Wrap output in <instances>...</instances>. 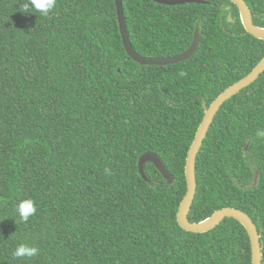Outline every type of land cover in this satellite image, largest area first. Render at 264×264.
Returning a JSON list of instances; mask_svg holds the SVG:
<instances>
[{"label":"trees","instance_id":"obj_1","mask_svg":"<svg viewBox=\"0 0 264 264\" xmlns=\"http://www.w3.org/2000/svg\"><path fill=\"white\" fill-rule=\"evenodd\" d=\"M123 0L143 57L197 52L141 66L124 48L115 0H57L48 16L0 0V264H252L246 229L226 218L207 233L177 221L188 151L207 106L264 58L237 6ZM264 27V0H245ZM232 17L233 21L229 20ZM264 73L221 107L197 157L189 213L200 222L233 207L261 235L264 264ZM157 154L175 178L151 163ZM106 169L108 171H106ZM258 180L254 185L255 174ZM32 199L27 222L17 206ZM20 244L39 255L17 259Z\"/></svg>","mask_w":264,"mask_h":264},{"label":"water","instance_id":"obj_2","mask_svg":"<svg viewBox=\"0 0 264 264\" xmlns=\"http://www.w3.org/2000/svg\"><path fill=\"white\" fill-rule=\"evenodd\" d=\"M153 2L166 5V6H179L185 4H198V5H209L207 0H152ZM234 3L240 14L241 23L247 34L254 36L257 39L264 41V27L258 26L254 23L251 10L245 0H228ZM117 8V18L118 24L120 27V32L122 36V42L125 48L127 55L133 59L134 62L138 63L141 66H168L177 63H181L189 60L197 52L200 42H201V30L197 26L193 41L190 47L183 53L171 56V57H154L148 58L143 57L138 54L129 37L127 29V20L125 16V10L123 7V0H115ZM230 21H233L231 15L229 17ZM264 73V58L256 65V67L244 78L237 81L230 87H228L224 92H222L210 106H207V101L204 100V117L197 130L195 139L188 151L186 165H185V176L187 183L186 194L179 206L177 213V221L179 226L187 231L192 233H207L215 229L220 225L226 218H232L238 221L247 231L252 252V264H263V251L261 246V235L259 234L257 225L252 220V218L244 211L233 208L225 207L220 210L215 211L210 217L200 221V222H191L189 220V213L194 203V199L197 192V180H196V163L197 157L200 152V149L203 146L204 140L207 137L208 131L214 121L215 116L220 111L221 107L231 99L233 96L238 94L243 89L250 86L254 83L260 75ZM147 163L153 164L158 171L162 174L164 179L169 185L175 182V178L169 172L165 166L162 159L153 152H148L142 155L139 159V172L145 181H148V177L145 172V165ZM258 180V173L255 174L254 185H256Z\"/></svg>","mask_w":264,"mask_h":264},{"label":"clouds","instance_id":"obj_3","mask_svg":"<svg viewBox=\"0 0 264 264\" xmlns=\"http://www.w3.org/2000/svg\"><path fill=\"white\" fill-rule=\"evenodd\" d=\"M57 7V0H25V3L21 5V10L24 13L39 14L48 16ZM256 138L258 140H264V129H258L256 132ZM106 171H108L106 169ZM17 212L20 219L27 222L37 212L36 203L32 199L21 200L17 206ZM39 248L31 246L29 244H20L15 252L14 256L17 259L32 258L39 255Z\"/></svg>","mask_w":264,"mask_h":264}]
</instances>
